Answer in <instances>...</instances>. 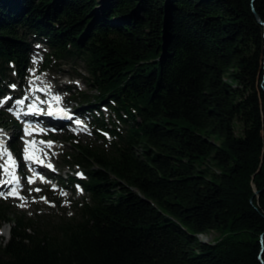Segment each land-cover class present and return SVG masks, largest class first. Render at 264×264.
Segmentation results:
<instances>
[{
    "label": "trees",
    "instance_id": "trees-1",
    "mask_svg": "<svg viewBox=\"0 0 264 264\" xmlns=\"http://www.w3.org/2000/svg\"><path fill=\"white\" fill-rule=\"evenodd\" d=\"M33 43L118 125L68 142L70 216L0 201V264H264V0H0V95Z\"/></svg>",
    "mask_w": 264,
    "mask_h": 264
},
{
    "label": "rangeland",
    "instance_id": "rangeland-1",
    "mask_svg": "<svg viewBox=\"0 0 264 264\" xmlns=\"http://www.w3.org/2000/svg\"><path fill=\"white\" fill-rule=\"evenodd\" d=\"M31 47L33 49L32 56L34 58H33V62L31 61L27 68L26 78L24 79V81H22L26 85L25 88L22 89L23 96L28 92L29 85L31 86V88H34L35 86L34 84H31V82L35 78L36 70H38V68L41 65V55H42V52L44 51V47H42L41 45H36L35 43H33ZM75 72L84 74V71L82 68H77V70H73L69 68L68 66L64 65V66H59V70L55 69L54 72L39 74L36 80L44 82V85L46 86L44 87V89L45 88L48 90L63 89L66 86H71V87H74L77 92H87V95H95L96 94L95 91H92V90L90 91L87 88V86L83 83V81L79 79L76 80V78L72 77L74 76L73 74ZM13 79L15 80V84L21 81L17 77ZM55 79H56V82L52 83V80H55ZM78 97H79L78 95H75L73 99L71 100V103L68 102L69 106H72L73 108L77 107L78 106L77 102L80 101ZM101 111H102V114H100V117H103L105 121L109 122L111 118L114 120V117L111 113L105 111V109H101ZM4 114H5V110L3 108H0V118L7 120V122L9 123L10 119ZM9 128H12V127H9ZM83 131H84V134H79L77 130H74V132H69L67 130L62 129L56 136L52 137L53 142H51L50 145L48 142H44V147H47L48 150L50 151V153L46 154V156L51 157L52 161L55 163L58 169L61 168V162H62L61 156L70 154L71 152V150L69 149L70 148L69 144H68V141L70 139H73V141L71 142H74L77 145L89 144L92 142V139H93L92 133L89 130V128L87 127ZM10 134L11 133H8L6 136H9ZM63 170H61L63 172L60 178L62 180H65L66 177H68L69 175L68 173H66L67 168H63ZM58 172L59 170L55 169V173L59 174ZM63 185L65 187L68 184L63 182ZM74 189H75V192L70 193L69 191H65V190L56 191L54 185H52L51 187H48L47 191L51 192V198L56 202V204L48 203L44 198L43 199L41 198L39 199L37 206H32L31 202L34 199L35 191L30 190V191H25V194L23 196L24 200L19 199L18 201H10L9 205L11 209L17 215H20L21 213H25L26 216L28 217L33 215L34 210H40L44 213L53 212L57 214L59 212L58 208L62 209L63 211L68 212V216H70L72 204L77 201H81L85 197L81 188L77 186V189L76 188ZM22 203L24 204L23 207L20 206ZM1 232L2 230L0 231V240H2L3 243H6L7 240L3 236H1ZM198 239L203 243L212 244L214 241L218 239V233L210 232L206 235L198 236Z\"/></svg>",
    "mask_w": 264,
    "mask_h": 264
},
{
    "label": "snow or ice",
    "instance_id": "snow-or-ice-1",
    "mask_svg": "<svg viewBox=\"0 0 264 264\" xmlns=\"http://www.w3.org/2000/svg\"><path fill=\"white\" fill-rule=\"evenodd\" d=\"M56 99L59 100L60 98L56 97ZM17 103L18 104H23L24 101L23 100H19V101H17ZM60 112H61V110H58L56 114H60ZM48 114L49 115H53L54 113L50 111ZM63 115L67 116V113L64 112ZM76 123L79 124L80 121H76ZM25 134H30V133L27 130H25ZM41 143H44V142L42 141ZM48 143H49V145L51 144V142H48ZM25 144H26V147L24 149V152H25L24 159L25 160H34L35 159L34 142L30 145L28 141H25ZM49 167H51V165H49ZM15 180H16V178H15V176H13L12 177V181H8V182H5V183H12V182H15ZM28 182H29V184L33 183V181L31 179ZM34 191L39 192V191H41V189L36 188V189H34ZM6 195L10 196V197H13V198H18V199L24 200L23 197L19 196V194L17 192V189L15 187L11 188V190ZM20 206L23 207L24 204L22 203Z\"/></svg>",
    "mask_w": 264,
    "mask_h": 264
},
{
    "label": "bare ground",
    "instance_id": "bare-ground-1",
    "mask_svg": "<svg viewBox=\"0 0 264 264\" xmlns=\"http://www.w3.org/2000/svg\"><path fill=\"white\" fill-rule=\"evenodd\" d=\"M55 82H56V79L52 80V83H55ZM21 93H22V90H17V92H16L17 95H20ZM28 99H30V97L27 95V96H25V100L24 101H27ZM43 171H45V173H47L48 175L52 174L48 170L43 169ZM1 236H3L5 239H7V237H8V227L2 228Z\"/></svg>",
    "mask_w": 264,
    "mask_h": 264
}]
</instances>
